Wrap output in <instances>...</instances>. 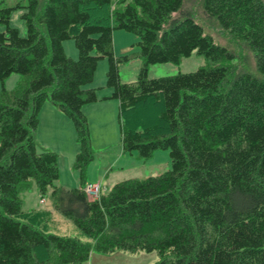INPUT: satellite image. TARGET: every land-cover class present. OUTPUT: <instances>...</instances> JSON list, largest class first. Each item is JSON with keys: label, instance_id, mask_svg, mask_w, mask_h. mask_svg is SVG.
<instances>
[{"label": "trees", "instance_id": "trees-1", "mask_svg": "<svg viewBox=\"0 0 264 264\" xmlns=\"http://www.w3.org/2000/svg\"><path fill=\"white\" fill-rule=\"evenodd\" d=\"M183 0H0V264H84L92 253L155 252L154 264H264V0H202L203 14L244 43L261 78L230 81L234 55L204 34ZM20 11L25 36L10 26ZM173 14H177L173 17ZM137 36L142 61L134 82L119 80L112 34ZM72 39L77 59L62 42ZM192 51L206 64L193 72L148 78L152 64L178 63ZM106 58L105 99L118 102L123 152L143 159L166 149L170 168L84 191L92 159L84 104L98 100L92 82ZM48 100L72 122L79 186H54L57 154L38 151V114ZM144 107H148L144 111ZM34 182L51 187L52 209L78 235L47 232L46 210H22L19 194Z\"/></svg>", "mask_w": 264, "mask_h": 264}, {"label": "rangeland", "instance_id": "rangeland-1", "mask_svg": "<svg viewBox=\"0 0 264 264\" xmlns=\"http://www.w3.org/2000/svg\"><path fill=\"white\" fill-rule=\"evenodd\" d=\"M6 4H14L18 0H5ZM202 0H183L182 10L189 13L202 27L204 34L212 41L225 47L234 55V60L227 63L229 69L228 80L241 73H250L261 78L256 71L253 53L237 36L221 30L216 22L207 18L202 11ZM177 14H173L176 17ZM10 26L16 28L20 36H25L24 22L20 19V11L10 14ZM4 27L0 23V31ZM137 36L123 30H115L112 34V48L116 57L130 54L128 60L119 61L117 64L119 80L122 83L134 82L138 76L142 61L136 56ZM66 56L77 59V50L72 39L62 42ZM206 64L203 56L195 51L188 57H182L178 63L152 64L147 67L148 78L172 76L177 73L193 72ZM108 61L102 58L98 61L93 80L84 88L96 90L97 101L84 104L82 113L88 123L92 159L84 169L85 185L99 183L101 192L109 189L112 184L130 178L143 179L149 176L162 174L170 168L169 153L166 149L153 151L149 158L143 159L135 151L123 152L119 127L117 121L118 102L115 99L103 97L111 94V88L106 85V71ZM19 79V75L13 73L0 83L7 90H12ZM103 96V97H102ZM102 97V98H101ZM148 107H144L147 111ZM35 142L38 151L50 150L57 154L58 179L54 186L69 189L79 186V172L75 168V159L79 151L76 133L71 120L60 112L54 104L46 100L38 114V125L35 131ZM51 187L41 196L34 182L19 194L22 202V210H46L49 211L41 217L44 229L47 232L59 235L76 236L77 230L69 219L54 211L50 198ZM158 260L155 252L129 253L114 251L109 254L92 253L84 264H154Z\"/></svg>", "mask_w": 264, "mask_h": 264}, {"label": "built area", "instance_id": "built-area-1", "mask_svg": "<svg viewBox=\"0 0 264 264\" xmlns=\"http://www.w3.org/2000/svg\"><path fill=\"white\" fill-rule=\"evenodd\" d=\"M84 191L90 197L97 198L101 191V185L99 183L88 184L84 187Z\"/></svg>", "mask_w": 264, "mask_h": 264}, {"label": "crops", "instance_id": "crops-1", "mask_svg": "<svg viewBox=\"0 0 264 264\" xmlns=\"http://www.w3.org/2000/svg\"><path fill=\"white\" fill-rule=\"evenodd\" d=\"M102 97H103V96H102ZM102 97H101V98H102ZM97 183H98V182H97ZM107 190H108V189H107ZM105 191H106V190H105Z\"/></svg>", "mask_w": 264, "mask_h": 264}]
</instances>
